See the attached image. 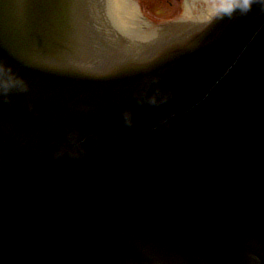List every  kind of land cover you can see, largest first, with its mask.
Listing matches in <instances>:
<instances>
[{"label":"water","instance_id":"1","mask_svg":"<svg viewBox=\"0 0 264 264\" xmlns=\"http://www.w3.org/2000/svg\"><path fill=\"white\" fill-rule=\"evenodd\" d=\"M177 1L0 0V264H264V0Z\"/></svg>","mask_w":264,"mask_h":264},{"label":"rangeland","instance_id":"2","mask_svg":"<svg viewBox=\"0 0 264 264\" xmlns=\"http://www.w3.org/2000/svg\"><path fill=\"white\" fill-rule=\"evenodd\" d=\"M148 16L176 22L180 3L177 0H139Z\"/></svg>","mask_w":264,"mask_h":264},{"label":"flooded vegetation","instance_id":"3","mask_svg":"<svg viewBox=\"0 0 264 264\" xmlns=\"http://www.w3.org/2000/svg\"><path fill=\"white\" fill-rule=\"evenodd\" d=\"M221 1V2H220ZM188 2H190V1H187L186 3L187 4H189ZM208 2H209V0H208ZM222 2H223V0H219V2L218 3H220L219 4V7H221V5H222ZM210 4V3H209ZM190 5V4H189ZM212 6H214V2L212 3ZM218 6H217V3H216V5L214 6V10H216L217 8H219ZM209 8V7H208Z\"/></svg>","mask_w":264,"mask_h":264}]
</instances>
